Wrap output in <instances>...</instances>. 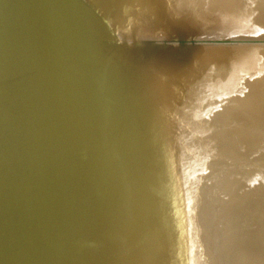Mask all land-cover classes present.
Returning <instances> with one entry per match:
<instances>
[{
	"label": "water",
	"instance_id": "1",
	"mask_svg": "<svg viewBox=\"0 0 264 264\" xmlns=\"http://www.w3.org/2000/svg\"><path fill=\"white\" fill-rule=\"evenodd\" d=\"M255 9L0 0V264H223L197 248L209 176L193 148L224 123L213 58L264 54L240 29Z\"/></svg>",
	"mask_w": 264,
	"mask_h": 264
},
{
	"label": "bare ground",
	"instance_id": "2",
	"mask_svg": "<svg viewBox=\"0 0 264 264\" xmlns=\"http://www.w3.org/2000/svg\"><path fill=\"white\" fill-rule=\"evenodd\" d=\"M246 1L255 5L254 21L240 26V20H233L230 27L264 36V0ZM219 57L207 68L213 91L209 103L224 108V123L209 135L198 133L193 148L201 150L199 174L209 176L199 185L206 229L197 248L215 246L223 264H264V54L243 55L244 65L236 69H231L228 56ZM197 127L203 128V121ZM213 211L217 213L212 216ZM220 232L222 242L216 244Z\"/></svg>",
	"mask_w": 264,
	"mask_h": 264
}]
</instances>
